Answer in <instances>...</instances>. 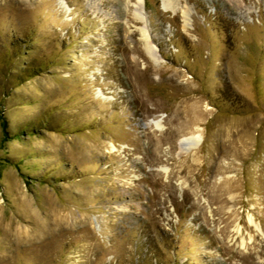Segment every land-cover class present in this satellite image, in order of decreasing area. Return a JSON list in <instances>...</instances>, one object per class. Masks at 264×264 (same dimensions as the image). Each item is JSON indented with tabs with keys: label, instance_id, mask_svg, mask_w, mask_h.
I'll return each mask as SVG.
<instances>
[{
	"label": "rangeland",
	"instance_id": "obj_1",
	"mask_svg": "<svg viewBox=\"0 0 264 264\" xmlns=\"http://www.w3.org/2000/svg\"><path fill=\"white\" fill-rule=\"evenodd\" d=\"M166 1L0 0V264H264V0Z\"/></svg>",
	"mask_w": 264,
	"mask_h": 264
},
{
	"label": "bare ground",
	"instance_id": "obj_2",
	"mask_svg": "<svg viewBox=\"0 0 264 264\" xmlns=\"http://www.w3.org/2000/svg\"><path fill=\"white\" fill-rule=\"evenodd\" d=\"M164 2L167 4L166 0H164ZM174 8H172V9L174 10ZM150 51H151L152 54H155L151 47H150ZM201 137H202L201 133H197V132L193 133V134H191L189 136H185V137L181 138L180 141H179V145H180V147L182 149H187L189 147H194V146H196L199 143V141L201 140Z\"/></svg>",
	"mask_w": 264,
	"mask_h": 264
}]
</instances>
